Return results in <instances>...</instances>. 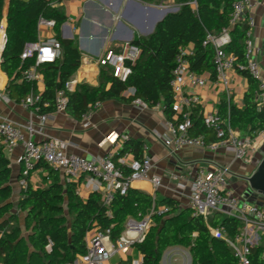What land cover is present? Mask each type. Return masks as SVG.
<instances>
[{"label":"trees","instance_id":"1","mask_svg":"<svg viewBox=\"0 0 264 264\" xmlns=\"http://www.w3.org/2000/svg\"><path fill=\"white\" fill-rule=\"evenodd\" d=\"M177 1L181 5L178 12L168 14L150 36L133 40L132 44L140 48L141 54L135 63H128L132 69L128 81H118L110 68H103L99 87L82 85L70 95L67 111L71 116L80 117L96 102L142 100L148 107L161 105L165 118L174 120V99L169 83L176 55L182 46L192 45L194 48V55L190 58L191 69L199 74L210 73L215 79V48L203 43L208 33L220 34L229 27L234 3L238 0ZM3 9L4 0H0V25ZM42 18L56 22L55 30L62 43L61 58L54 64L41 67L45 73L43 99L53 102L56 91L65 87L81 65L82 58L75 42L62 39L59 33L67 20L61 10L52 7L47 0H10L6 17L7 44L2 54L1 68L9 78L8 90L16 101H21L36 90L33 83H19L21 72L34 63L23 62L21 54L26 43L38 40V23ZM247 30L245 22L231 28V42L225 48L227 52L235 54L238 74L249 83L245 95L246 107L242 110L231 99L224 97L220 101L218 115L232 127L248 130L252 135L264 128V111H258L255 104L257 81L240 68L247 62ZM130 89L135 90V95H125ZM191 120L193 127L190 135L204 137L208 142L219 141L216 132L206 126L200 107L192 110ZM126 153L142 159L144 143L128 137L115 161L118 162V157ZM48 169L50 184L43 188L28 184L22 188L16 207L11 201V161L0 144L1 264H72L78 256L86 253L85 236L88 231L95 227L110 229L115 241L130 216L147 214L154 203L167 206L170 211L154 217V227L144 243L137 246L144 257V264H160L161 255L167 248L179 246L191 249L192 264H239L233 249L225 241L215 238L204 219L194 216L189 207H182L178 199L165 197L154 200L152 196L131 188L127 196L118 195L106 207L101 204V193H91L84 201L76 183H65L58 171L50 166ZM18 212L25 215L27 235L18 222ZM210 225L223 227L230 238L243 228L240 219L221 213L212 215ZM48 246H51V253L47 251ZM250 259L252 264H264V235L259 246H250Z\"/></svg>","mask_w":264,"mask_h":264},{"label":"built area","instance_id":"2","mask_svg":"<svg viewBox=\"0 0 264 264\" xmlns=\"http://www.w3.org/2000/svg\"><path fill=\"white\" fill-rule=\"evenodd\" d=\"M52 1H55L54 5H58L62 0ZM193 4L195 5V3ZM263 5V0H238L234 3L229 27L223 29L220 34H207L203 44L205 46L211 44L215 48V79L209 80L205 74H199L191 69L190 58L194 55L192 45L179 48L169 83L174 99V120H166L164 127L167 134L158 135V138L172 154H177L187 147L209 151H217L223 148L232 153L236 161L246 166L253 165L254 162L258 166L260 165L263 158L258 159L257 156L264 149V128L252 135H242L230 123L222 120L218 113H209L204 114L205 124L209 129L216 132L218 142H208L204 137L192 136L190 130L193 127L192 110L203 105L201 96L193 91L194 88H204L211 81L216 89L227 95L228 98L232 94L230 72L233 70L238 72L237 58L235 54L227 52L225 48L231 42V28L240 22H245L248 26L245 39L247 62L240 68L246 70L257 81L258 89L255 104L258 111H264V68L259 61L255 60V56L261 53V47L253 40L257 27L256 15ZM55 26L54 20L42 18L38 23V30L47 28L54 31ZM6 39V24L1 23L0 73L2 49ZM140 54V48L129 42L123 45L121 52L111 51L100 57L98 64L100 67L110 68L113 77L126 83L132 74V69L128 63H135ZM61 56L62 43L56 33L49 38H38L35 42L26 43L21 54V60L23 62L34 61V63L21 72V83L29 82L37 86L43 82L44 77L40 68L44 65L54 64ZM80 84L81 78L77 72L66 82L64 88L56 91L53 102L45 101L42 93L37 89L32 90L26 98L21 100L24 109L29 111L32 116L37 117L40 133L50 118V114L46 111L53 110L56 113H66L70 95L76 92ZM128 93L135 95V90L130 89ZM0 101L6 103L11 101L9 90L1 86ZM134 103L142 110L148 109V105L142 100H135ZM100 105L99 102L91 104L86 112L81 115L86 127L90 126L92 114ZM156 107L159 108L160 105ZM25 130L29 134V138L26 137L20 126L0 116V144L3 146L4 152L11 155L20 145L23 146L21 185L24 188L28 185L27 179L41 163L59 171L65 183H78L83 180L87 191L102 194L101 204L106 207H109L118 195L127 196L137 181H150L155 190L162 186L160 177H150L153 159L149 156L145 155L142 159H137L126 153L119 156L118 162H116L115 156L119 152H113L101 158L87 159L76 154H68L66 145L58 139L50 138L41 143L33 140L37 131L32 119ZM126 139L124 137V140ZM112 142L118 146L120 139L115 136ZM146 150L147 147L145 146L144 151ZM126 170L129 172L126 173ZM230 171L231 168L226 166L198 169L188 195V206L193 211L194 216H200L204 219L215 238L225 241L233 249L239 264H252L250 246H255L254 243L261 241L264 235V206L239 202L238 197L229 189L228 176ZM79 187L78 193L80 194ZM182 187L183 185L180 188ZM179 190L184 191V189ZM169 211V207L158 206L154 203L147 214L142 215L140 213L137 217L130 216L125 223L123 232L115 241L112 240L110 229L93 228L85 236L86 253L78 256L72 264H106L107 262L109 264H122L123 259L127 262L130 261V264H144V257L137 246L144 243L155 225L154 217L163 216ZM214 213L240 219L243 222V228L235 237H228L223 227H211V217ZM51 250V246H48V253H51ZM134 251L136 255L132 257ZM116 257L119 260L113 263L112 261Z\"/></svg>","mask_w":264,"mask_h":264},{"label":"crops","instance_id":"3","mask_svg":"<svg viewBox=\"0 0 264 264\" xmlns=\"http://www.w3.org/2000/svg\"><path fill=\"white\" fill-rule=\"evenodd\" d=\"M20 1L28 2L30 0ZM47 1L66 16L67 20L59 33L62 39L75 42L82 58L77 71L81 78V84L77 87L76 92L82 85L92 88L100 86L103 70V67L98 64L100 57L111 51L121 52L123 45L133 42L135 38L150 36L157 25L169 14V11L178 12L179 6H181L177 0H62L58 5H54L55 1ZM9 2L10 0H4L2 23H5L6 27ZM256 21L255 32L260 45L264 35V5L258 10ZM38 32L39 39L49 38L54 33L58 34L56 30L52 31L47 28H42ZM40 72L44 81L38 84L36 89L43 94L45 73L41 68ZM205 76L209 80H213L210 73H205ZM230 76L232 80L230 98L216 89L211 81L204 88L193 89L203 100V105L200 107L203 114L218 113L220 101L224 97L231 99L238 108L245 109V95L249 90V83L235 70L230 72ZM8 83L9 78L1 68L0 86L8 89ZM19 83H21L20 80ZM127 94L129 93L126 92L125 95ZM46 112L50 114V118L40 133L37 117L32 116L29 111L24 109L21 101H16L12 96L9 103L0 101V116L20 126L27 138H29V134L25 127L32 119L37 131L33 140L41 143L50 138L58 139L66 145L68 154H76L87 159L101 158L109 153L122 150L125 142L124 137L142 141L144 148L147 147L143 156L146 155L153 159L150 177H160L162 186L155 190L152 182L137 181L132 189L155 197L157 200L165 197L178 199L182 207H189L188 195L198 169L214 166L230 167V177L234 178V181L233 183L229 182V189L240 198L247 189H250L244 178L250 177L258 168L256 162L249 166L239 163L232 153L223 148L209 151L187 147L177 154H172L158 138L159 134H167L164 127L167 119L161 105L159 108L154 106L142 110L134 102L107 100L101 102L100 107L93 112L91 124L88 127L84 125L81 116L73 117L68 111L56 113L53 110H47ZM234 129L242 135L250 134L248 130ZM115 136L120 139L118 146L112 142ZM263 152L264 149L259 154L262 155ZM129 154L134 157L133 154ZM5 155L11 161L13 195L16 193L20 197L21 190L24 188L21 185L23 146L20 145L11 155L6 153ZM257 158L259 159V157ZM48 166L45 163L39 164L27 179L28 184L34 188H43L50 184ZM76 184L78 187L80 186V196L84 201L89 198L91 193H94L86 190L83 180ZM182 185L183 187L180 188ZM179 189H184V191ZM20 226L24 233L23 225L20 224ZM135 255L136 252H132L131 256ZM118 260L119 258L116 257L112 262L115 263ZM122 264H130V261L127 262L123 259Z\"/></svg>","mask_w":264,"mask_h":264},{"label":"rangeland","instance_id":"4","mask_svg":"<svg viewBox=\"0 0 264 264\" xmlns=\"http://www.w3.org/2000/svg\"><path fill=\"white\" fill-rule=\"evenodd\" d=\"M180 7V6H179ZM178 7V8H179ZM256 34V32H255ZM254 42L257 44L258 43V39H257V35H255L253 37ZM261 47V53L257 56H255V60L259 61V63L263 66L264 65V35H263V40H262V44L259 45ZM260 159H262L264 157V152L262 155L259 154ZM239 162V161H238ZM240 163V162H239ZM228 181L230 183H233L234 178H231L230 175L228 176ZM239 202H248L254 205H258V206H264V197L257 194L255 191H253L252 189H247L246 192L244 193V195L242 197H238ZM18 194H14L13 197L11 198L12 203L17 207L18 204ZM187 203V200L185 201ZM17 211V210H15ZM19 223L24 225V213H19ZM70 219V217H69ZM155 224V222H154ZM24 234L27 235V231L24 227ZM261 243V241H258L255 244V246H259ZM193 263V257H192V253H191V249L190 248H186V247H169L167 248L164 253L161 255L160 258V264H192ZM106 264H109L108 262Z\"/></svg>","mask_w":264,"mask_h":264},{"label":"water","instance_id":"5","mask_svg":"<svg viewBox=\"0 0 264 264\" xmlns=\"http://www.w3.org/2000/svg\"><path fill=\"white\" fill-rule=\"evenodd\" d=\"M177 11H169L168 13H176ZM132 43V42H131ZM7 44V39L4 42L2 53ZM244 180L248 183L250 189L255 191L257 194L264 197V157L258 166L257 170L250 176L244 178Z\"/></svg>","mask_w":264,"mask_h":264}]
</instances>
